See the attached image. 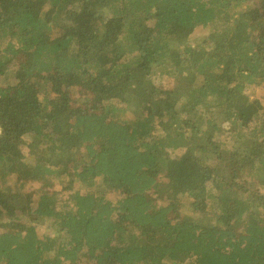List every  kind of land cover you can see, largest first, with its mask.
<instances>
[{
  "label": "trees",
  "instance_id": "trees-1",
  "mask_svg": "<svg viewBox=\"0 0 264 264\" xmlns=\"http://www.w3.org/2000/svg\"><path fill=\"white\" fill-rule=\"evenodd\" d=\"M0 126V264H264V0H0Z\"/></svg>",
  "mask_w": 264,
  "mask_h": 264
},
{
  "label": "rangeland",
  "instance_id": "rangeland-1",
  "mask_svg": "<svg viewBox=\"0 0 264 264\" xmlns=\"http://www.w3.org/2000/svg\"><path fill=\"white\" fill-rule=\"evenodd\" d=\"M197 32H199V31L194 30V32H190V33L188 31H184L183 33L186 36L189 35L190 37H193V34H195ZM208 32H210V29L208 30ZM127 105H128V108H129V112L131 113L130 118H134V119L137 118L139 116V114H140V111H141L140 105L135 103V102H133V101H131V100H127ZM2 131L3 130L1 128V126H0V135L2 134ZM224 173H225V175H228L229 174L228 169H226ZM36 186L40 187L41 186V182L36 183ZM45 187L47 188V190H49L51 192L53 191V188H54V186H52V185H45ZM97 188L106 189L105 191L108 192L107 194H109L112 197H114L113 195H115L117 193V191L115 189H112L111 187H108L107 185L106 186L103 185V182L98 183Z\"/></svg>",
  "mask_w": 264,
  "mask_h": 264
}]
</instances>
